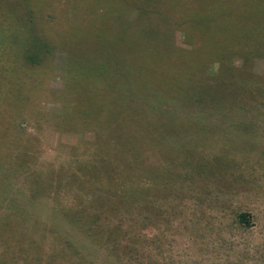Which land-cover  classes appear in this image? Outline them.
Instances as JSON below:
<instances>
[{"label": "rangeland", "instance_id": "rangeland-1", "mask_svg": "<svg viewBox=\"0 0 264 264\" xmlns=\"http://www.w3.org/2000/svg\"><path fill=\"white\" fill-rule=\"evenodd\" d=\"M0 264H264V0H0Z\"/></svg>", "mask_w": 264, "mask_h": 264}]
</instances>
